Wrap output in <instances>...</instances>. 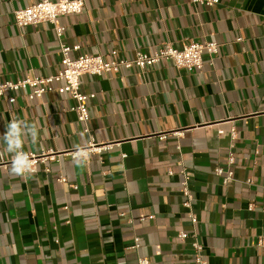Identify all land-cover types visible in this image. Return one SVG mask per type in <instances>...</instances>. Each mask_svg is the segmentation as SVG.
Returning <instances> with one entry per match:
<instances>
[{
  "label": "crops",
  "instance_id": "0c3cea01",
  "mask_svg": "<svg viewBox=\"0 0 264 264\" xmlns=\"http://www.w3.org/2000/svg\"><path fill=\"white\" fill-rule=\"evenodd\" d=\"M37 1L0 0L4 81L61 69L53 25L15 24L14 12ZM84 1L81 14L57 20L66 27L62 43L81 47L75 56L132 60L138 52L190 42H216L219 52L205 55L202 70L165 60L82 76L81 91L96 94L89 133L70 111L75 102L68 95L0 99V135L14 118L35 124L38 136L26 138L24 151L39 160L33 174L13 175L0 143V264H139L145 258L195 264V239L208 264H264V0H220L213 7L192 0ZM93 144L110 148L82 163L72 158ZM232 151L234 178L225 184L215 169H228ZM183 170L195 225L183 206ZM180 232L190 237L183 241Z\"/></svg>",
  "mask_w": 264,
  "mask_h": 264
},
{
  "label": "built area",
  "instance_id": "2783aa9c",
  "mask_svg": "<svg viewBox=\"0 0 264 264\" xmlns=\"http://www.w3.org/2000/svg\"><path fill=\"white\" fill-rule=\"evenodd\" d=\"M195 4L200 6L213 7L217 5L220 0H192ZM85 8L84 0H60L58 2L52 0H38L35 4L14 12L15 24L21 28L28 26H37L39 24H51L54 26L57 38L60 43L59 53L61 55L60 65L61 69L57 74L50 76H42L36 78H26L18 81H4L0 77V99H6L10 103H14L16 98L14 93H26L31 99H41L44 95L50 92H57L61 95H68L75 104L70 108L71 112H74L78 120L84 124L85 132L89 133L88 127L91 121L90 105L89 103L96 98V94H85L81 91V79L82 76L92 75L97 77H103L108 74H118L122 70L139 69L143 70L152 66H155L165 60L172 61L177 68H183L187 70H202L205 66V55L209 58L213 57L219 52V45L216 42H190L183 46L182 49H176L170 44H165L159 47L153 54H147L138 52L132 60H114L106 61L103 55L92 54H79L74 55L80 51L79 45L69 46L62 43V38L65 33L66 27L57 23V20L61 16L66 15H79ZM113 56L117 55V52L112 53ZM222 133V131H221ZM232 140L237 139V131L235 128L231 130ZM165 135L160 136L161 140H165ZM110 146H95L81 150L82 157H89L90 154H101L106 151ZM78 151V150H77ZM77 151L72 152V158L75 159ZM33 167L36 171V167L39 160L34 156L31 157ZM235 164L234 152L229 153L228 157V169L218 167L215 169V174L219 177H223L224 183H230L234 178L233 166ZM34 171V172H35ZM173 174L172 171L169 172ZM184 180L182 183V192L185 198L183 206L190 210L189 219L192 224L198 223L197 216L192 212L193 196L189 189L190 178L185 172L182 171ZM59 182L66 183L67 179L61 177ZM252 181H250L251 183ZM77 188V186H73ZM254 205H249V210H253ZM144 220V218L142 219ZM190 236L186 232H180L179 238L186 240ZM195 239L196 236H193ZM135 248L140 246L139 240H135ZM259 244L264 247V237L260 238ZM192 248L194 250L195 264H208L207 258L204 254V248L195 239L192 242ZM139 264H149L147 258L141 259Z\"/></svg>",
  "mask_w": 264,
  "mask_h": 264
},
{
  "label": "clouds",
  "instance_id": "9594fccd",
  "mask_svg": "<svg viewBox=\"0 0 264 264\" xmlns=\"http://www.w3.org/2000/svg\"><path fill=\"white\" fill-rule=\"evenodd\" d=\"M37 136L36 125L25 120L14 118L6 124V132L0 135V143L11 155L10 172L13 175L28 176L35 171L28 152L24 151V143L26 138L31 137L35 141ZM82 159V153L78 150L75 160L77 163H82Z\"/></svg>",
  "mask_w": 264,
  "mask_h": 264
}]
</instances>
